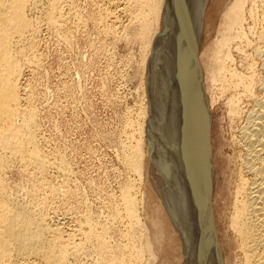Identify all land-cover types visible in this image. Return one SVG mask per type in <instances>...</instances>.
Wrapping results in <instances>:
<instances>
[{
    "label": "bare ground",
    "instance_id": "1",
    "mask_svg": "<svg viewBox=\"0 0 264 264\" xmlns=\"http://www.w3.org/2000/svg\"><path fill=\"white\" fill-rule=\"evenodd\" d=\"M208 2L0 0V264H140L146 255L156 256L164 223L181 243V264H264V0L229 1L214 40L198 57ZM89 23L99 43L96 52L109 38L137 46L141 77L146 69L149 84L144 132L138 129L144 147L142 134H137L138 144L133 135L120 142V158L134 178L100 180L91 200L69 183L61 193L54 191L58 185L46 190L43 181L55 165L36 108L43 96V33L66 56L74 51L77 35L92 37L91 31L85 34ZM67 81L59 82L64 94ZM217 112L220 142L215 148ZM146 158L155 173L157 208L147 195ZM67 167L60 158L54 168L67 175Z\"/></svg>",
    "mask_w": 264,
    "mask_h": 264
},
{
    "label": "rangeland",
    "instance_id": "2",
    "mask_svg": "<svg viewBox=\"0 0 264 264\" xmlns=\"http://www.w3.org/2000/svg\"><path fill=\"white\" fill-rule=\"evenodd\" d=\"M229 1H231V0H209V2L207 4L208 7L206 8L205 15H204L205 16V18H204L205 19V23H204V28H203V36H202L201 44H200L199 51H198V57L202 54V52L204 51L205 47L212 40H214L213 38H214L215 33L217 31V28L219 26L220 16L222 14V11H223L224 7L229 3ZM160 27H161V25H160ZM160 30L161 29H159V27H158L156 33H160L161 32ZM90 31H91V33H90ZM89 33L92 34V37L94 36L93 34H95L90 23L88 24L87 30L85 31L86 35H89ZM43 34H44V39L40 38L42 42L45 41V42H43V45H44V47H43L44 48V52H43L44 56H42L43 69H42V72H40L41 73L40 81H41V83L43 81L42 87H41V90H43V94H42L43 96L41 97L42 99H40L37 102V104H36V108L38 109L39 115H40V118H41L39 120H42V121H39L40 127H41L40 128V132H41V134L43 133L42 135H44V137L47 138V141H48V139L50 141V142L47 143L49 145H48V147L46 146L45 149H48L50 145H51L50 147L57 149L56 150L57 152L55 151V149H52V148H49L50 150H48L51 153L50 154V160L53 163V165H55L54 167H56L60 163V158H63L66 161V164L68 166L67 169L69 170L67 175H65V172L62 173L61 171H57V169L52 166L53 168L50 169L49 172L47 173L48 177H45V179L43 181V184H44L46 190L49 191V192H51L50 189H52V191H53V189L57 185L58 186H57V188L54 189V191L55 192L57 191L59 193H61L60 191H62L64 189L67 190L68 187L70 189L76 188V189H78L80 191L82 196H84V194H85L91 200L93 198V196H92L93 195V191L92 190H95L98 187V185L100 187V183H102V182L103 183L110 182L111 181L110 179H113V177H115L117 175L121 179L123 177H126L127 175H130L131 178H134L133 174L127 172L125 166L122 163V159H121L122 158V154H121V151H120V149H121L120 142L122 140H123V142H125V140H126L125 136H127V135H130V136L133 135L132 138L134 137L133 138L134 139V143H137V144L140 142L139 140H141V139L143 140L144 133H142L140 131L143 129V132H144L143 123H144V119L145 118H143L142 115L147 111V106H148V87H149L148 74H147L146 69H145L144 77H143V75L141 77L142 66H140V65H141V63H143L142 62L143 60H141V58L139 60L137 46L132 45V46L126 47V45H125V43L123 41L118 43L119 41H117L115 39H112V41H113L112 42L111 38H109V39L106 40L107 42H105V45L103 46L105 49L104 50L100 49V51L96 52L95 51V47L99 46V43H97V39L96 38L94 39V37L90 38V36H88V38L86 39V37H83L80 34V35L76 36L75 41L73 42L74 51L71 52V53H67L66 56H65V55H62V49H61L60 46H57V45L55 46L54 44H52V42H54V40L51 37V35L47 34V32H44ZM74 35H76V34H74ZM80 38H81V40H80ZM50 42H51V44H50ZM88 42H90V43H88ZM91 42H93V43L91 44ZM76 43H78V45ZM86 43H87V45H86ZM46 44H47V46H46ZM106 46L109 49H107ZM132 47H133V49H132ZM128 48H129V50H128ZM113 49H114V51H112ZM83 50H84V52H83ZM107 50H109V51H107ZM86 51H87V53H86ZM88 51H90V53ZM130 51H131V53L133 52L134 54L130 55V53H128ZM106 52H108V53L112 52V53L109 55ZM91 54H92V56H91ZM80 55H81V57H80ZM94 55H96V56H94ZM125 55L128 57V59L129 58L131 59V60L130 59L129 60L132 63L129 62V60L127 59V57ZM57 56H58V58H57ZM46 57L48 58V60H47ZM85 57H86V60L84 59ZM93 57L94 58L96 57V58L94 59ZM112 57H116L115 60ZM59 58H60V61H59ZM118 58H120V60ZM97 60H98V62H97ZM104 60H105V62H104ZM110 60L111 61L114 60V61L111 62ZM121 60H123V61H121ZM125 60H127V62ZM82 62L86 63L87 65L82 63ZM119 63L121 65H117ZM104 64H106V65H104ZM123 64H125V65H123ZM52 65H53V67H52ZM88 65H89L90 68H87L88 69L87 70L86 67H88ZM107 65H108V68H107ZM111 65L112 66L115 65L114 67L116 68V70ZM130 65L132 67H128ZM135 65L139 66L140 69H138L139 67L136 68ZM94 66H96V68ZM120 66H122V67H120ZM80 67H81V69H80ZM109 68L110 69L113 68V69L110 70ZM100 69H102V70H100ZM118 69H119V71H118ZM56 70L58 71V73H56L57 72ZM136 70H138V71H136ZM108 71H109V73H108ZM52 73H54V74H52ZM66 73H69V74H66ZM75 73L78 74L77 76H79V79L77 77H76L77 79L75 78V76H74ZM119 73H121V74H119ZM136 73L139 74V76ZM105 74H106V76H105ZM50 75H52V76H50ZM60 75L61 76L64 75V76H62L63 79H62V77ZM90 75H92V76L90 77ZM110 75L113 78H111ZM64 77H66V78H64ZM71 78H73V80H71ZM57 79H58V81H57ZM68 79H70V80H68ZM89 79H91V80H89ZM122 79H124V80H122ZM45 80H47V81H45ZM62 80H66V81L68 80L67 84L65 85L66 89H67V90H65L66 91L65 94H64V91L62 89V86L59 83V82H62ZM140 82L141 83L144 82L143 83L144 85L141 84L142 85L141 86ZM83 83H84V85H83ZM101 83L105 84V85L103 84V86H105V88L102 86ZM109 84H110V86H109ZM85 87H87L89 92L87 91V89ZM75 88H76V90H75ZM100 88H102V89L104 88L105 91H104V89L102 90ZM57 89H59V90H57ZM77 89H79V90H77ZM48 90H51L50 93H49ZM115 90H117L116 93H115ZM100 91L102 92V94H100L101 93ZM109 91H111V93ZM143 91H144L145 94L143 93ZM44 92H45V95H44ZM85 92H86V94H85ZM117 92H119V93H117ZM79 93H81V94L79 95ZM87 93H88V96H87ZM95 93L96 94L98 93V94L96 95ZM51 94H53V95H51ZM104 94L106 95L105 97H104ZM107 94H108V96H107ZM110 94H111V96H110ZM73 95H74V97H73ZM83 95L86 97V101H85V97H82ZM115 95H116V97H117V95L119 97H117V99H116ZM62 96H64V97H62ZM112 96H114V97H112ZM67 97H68V100H67ZM72 97L74 99H72ZM89 97H90V99H89ZM91 98L93 99V101H92ZM63 99H64V101H63ZM104 99H106V100H104ZM107 99H109V100H107ZM111 99H113V100H111ZM81 100L84 101V102H82ZM114 100H115V102H114ZM118 100H120L121 103ZM48 101L50 103H48ZM107 102L108 103L110 102V103L107 104ZM74 104H75V107H73ZM84 104H86V105H84ZM101 104H103V105H101ZM39 106H42V107H39ZM61 106H64L65 108L64 107L62 108ZM71 106L73 107V109H72ZM55 107H56V110L54 109ZM104 107H106V108H104ZM129 107H130V109L132 111L129 110ZM48 108H49V110H48ZM126 108H128V109H126ZM139 108L142 111V113L139 110ZM145 109H146V111H145ZM127 110H128V112H127ZM84 111H86V112H84ZM139 111L141 113V114L139 113L140 117H138V115H137ZM48 112H49V115L51 114L50 116L48 115ZM124 112H126V113H124ZM128 113L130 114V116H129ZM124 114H126L128 116H126ZM78 115H79V117H78ZM118 116H120L121 119ZM124 116L126 118H124ZM141 117H142V119H140ZM46 118H47V120H46ZM44 119H45L46 122L43 121ZM219 119H220V112L214 113V117H213L214 124H213V129H212V136H213V144H214L215 148H216V146L218 147L219 142H220L219 126L217 125V122L219 121ZM130 120H133V124H135V126L132 123H130L132 126H130V125L127 126L128 123L130 122ZM134 121H135V123H134ZM121 122H122V124H121ZM136 122H137V124H136ZM124 123H127V125L124 124ZM42 124H44L45 126L42 125ZM77 124H80V125L78 126ZM138 124H139V126H137ZM72 126H74V127H72ZM83 126H84V128H83ZM142 126H143V128H142ZM139 127H140V129H139ZM131 129H133V130H131ZM135 129L137 131H139V130L140 131L137 133V131ZM70 130H71V132H70ZM121 131L122 132L124 131V133L126 135L123 134ZM83 132H84V134H83ZM102 132H104L105 134H103ZM107 133H108L109 136H107ZM134 133H136V134H134ZM137 134L138 135L142 134V135H139V136H141V139H139L140 137ZM103 135H104V137H103ZM105 136H106V139H105ZM107 137H109V138H107ZM123 137H125V138H123ZM142 140H141V143L143 142L145 144V141L144 140L142 141ZM50 143H52V144H50ZM143 143L141 145L144 147ZM62 145H64V146H62ZM82 145H83V147H81ZM118 146H120V147H118ZM87 148H88V150H87ZM89 148L91 149L90 151H89ZM115 150H116V152H115ZM144 150H145L144 152H147L146 149H144ZM92 151H96L98 155L96 154V152H92ZM52 152H53L54 155L52 154ZM91 152H92V154H91ZM57 153H58V155H57ZM94 153H95L96 157L94 156ZM60 154H61V156H60ZM70 156H71V158H70ZM94 157H95V159H94ZM88 159H90L92 161L90 162V160H89V162H87ZM84 165H85V167H84ZM120 165H122L123 167H121ZM151 165H149V161H147V158H146V160H144L143 168H145V173H146L147 195H148V197H149V199L151 201V206L154 207V208H157L158 203H159V199H158L157 193L155 192L156 190H155L154 183L156 182V179H155V175H154L155 173H153V171L151 170ZM81 166H83V167H81ZM124 168H125V170H124ZM216 172L217 173L219 172V166L216 167ZM121 173H123V174H121ZM51 174L54 175V176H52ZM80 174L82 176L83 175L84 176L82 177ZM119 174H121V175H119ZM70 177H71V179H70ZM45 180L47 182L48 181L49 182L47 183V182H45ZM93 181L94 182L96 181V183H94ZM66 183L67 184L69 183V184L67 185ZM89 183H90V186H89ZM65 184L68 187L65 186ZM73 184H74V186H73ZM60 186H62V187H60ZM82 186H83V190L84 191L81 190ZM89 187H90V189H89ZM60 188L62 190H60ZM216 191H217V189H216ZM83 192H85V193H83ZM216 193L218 194V192H215L214 193V197L217 195ZM216 208H215V210H216L215 213H217V210H218ZM158 219L164 223V218H163V216H161V214H158ZM218 229H219V227H218ZM218 236H219V240L221 242V240H222V232L218 231ZM160 244L161 245L155 246V248H154L156 256L152 259L150 256L146 255L144 257V259L146 258L145 259L146 261H144V259H142L140 264H144L145 262H146L145 264H181V254H182V252L180 253V245H181V243H180L179 239H177L176 236L170 231V229L168 228V226L165 223H164V237H163V239H162ZM155 258H157V259L155 260ZM147 259L148 260L151 259V260H149V263H148Z\"/></svg>",
    "mask_w": 264,
    "mask_h": 264
}]
</instances>
